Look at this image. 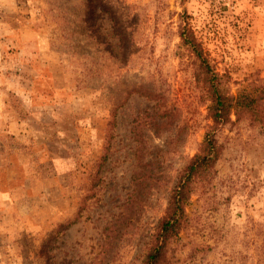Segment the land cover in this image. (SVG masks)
<instances>
[{"label": "rangeland", "instance_id": "rangeland-1", "mask_svg": "<svg viewBox=\"0 0 264 264\" xmlns=\"http://www.w3.org/2000/svg\"><path fill=\"white\" fill-rule=\"evenodd\" d=\"M185 23L231 94L264 83V0H0V264H145L212 124ZM217 139L169 264L264 258V123Z\"/></svg>", "mask_w": 264, "mask_h": 264}, {"label": "trees", "instance_id": "trees-1", "mask_svg": "<svg viewBox=\"0 0 264 264\" xmlns=\"http://www.w3.org/2000/svg\"><path fill=\"white\" fill-rule=\"evenodd\" d=\"M98 8L99 11H108L102 5ZM94 9L97 10L96 7ZM181 38L198 61L195 77L209 102L208 117L212 124L205 134L201 152L191 160L172 191L166 215L157 225L145 264H169L166 258L167 246L179 236L187 220L185 207L194 184L197 179L210 174L220 157L221 149L217 139L219 129L231 122L232 115L237 120L249 117L255 123H264V83L255 86L252 91L245 88L237 95L231 94L226 87L227 81L213 68L209 51L198 40L190 23H185ZM260 263H264V258L260 259Z\"/></svg>", "mask_w": 264, "mask_h": 264}]
</instances>
